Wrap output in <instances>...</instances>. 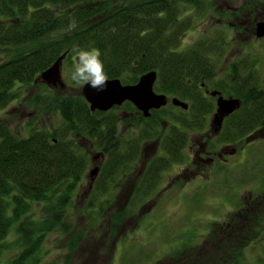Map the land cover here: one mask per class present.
Masks as SVG:
<instances>
[{
  "label": "trees",
  "instance_id": "obj_1",
  "mask_svg": "<svg viewBox=\"0 0 264 264\" xmlns=\"http://www.w3.org/2000/svg\"><path fill=\"white\" fill-rule=\"evenodd\" d=\"M199 1L201 0H0V55L4 52L13 55L21 52L20 49L26 51L33 47L31 52L15 54L8 63L0 65V108L26 99L25 105L34 111L57 112L63 119V125L58 130L44 133L43 130H31L26 136L13 132L8 120H0V264L42 263L47 253L45 242L55 231L56 223L52 221L49 212L39 218L38 212L34 214L33 207L47 204L46 201L53 198L58 204L64 200L70 203L74 192L82 184L86 177L87 159L81 146L76 144V135L79 136L76 132L86 131V125L93 126L96 130L97 136L92 135L94 139L98 138L95 146L102 151L106 161L100 174L97 173L98 187L95 186L94 191L102 192V196L108 194L110 187L116 186L119 179V183L131 181L134 163L143 153L142 144L156 137L155 130L146 128L143 124L148 119L157 122L160 117L158 110H152L149 118H144L139 113L141 117L135 119L139 126L132 127L126 135L127 139H124L117 135L118 119H105L106 116H114L111 114L113 110L92 113L81 89H76L77 97L72 98L67 88L59 93L42 84L38 94L26 97L23 89L31 88L34 83H42L39 80L41 74L62 55L66 54L65 63L71 62L69 59L73 54V46L82 49L98 48L109 79L120 78L126 84H134L143 74L156 72L158 79L155 91L189 105L187 111L171 106L187 119L178 120L175 117L173 122H169V131L173 124L175 135L173 137L168 134L166 137L162 156L147 161L150 162L142 182L143 193L155 191L162 173L174 163L181 159L191 160L186 154L188 136L207 128L210 120L205 116L216 107L213 92L238 99L242 104L225 120L218 133L210 130L212 138L208 141L207 151L219 153L220 147L233 145L235 147H231L235 149L239 147L237 156L241 158L244 146L264 139L262 77L253 80L255 86L252 88L240 85L239 80L233 78L239 72L242 74L247 71V65L256 69L263 60L254 56V53L240 55L228 62V73L225 76L223 74V78H218L216 75L223 50L208 43L210 39H203L189 49L182 47L185 25L178 7L183 8L181 3L186 4V8L187 5H192L193 8L199 5L202 9L200 12H204L207 6ZM54 36L62 39L54 42V39L51 40ZM71 66L73 67L72 63ZM7 91L12 92L16 98ZM118 109L126 114L138 111L131 103L114 110ZM166 111L170 121L171 113H175L168 111L167 107ZM179 122L184 128L183 132L177 125ZM212 126L211 124V128ZM139 129L141 131L137 132ZM100 130H103L101 135ZM134 136L135 144L132 147L130 140ZM245 137H248L247 144L240 142ZM252 154L254 157L257 155L255 151ZM195 166L197 169L200 167L198 163ZM208 167V164H201V173H205ZM190 179L194 178L188 177L187 182ZM100 192L97 199L102 194ZM137 193L144 197L143 193ZM256 198L248 196L246 201L251 205ZM110 201L103 200L101 211L103 205L110 204ZM93 204L90 201L87 208L91 209ZM126 206L122 207L123 210L113 221L119 223L124 215L130 213ZM247 214L248 212H241L239 216L238 213L232 214L234 220L231 217L229 225L228 219L224 220L218 225L217 232L210 234L205 243L216 245L213 247L214 262L205 261L201 257V247L207 248V245L193 246L188 241L185 245L174 248V253L168 256V260L161 259L155 264H264V254L251 261V254L247 252L248 246L255 248L264 243V214H253L246 218ZM55 218L58 220L59 216L56 215ZM238 219L240 222L236 221ZM254 221L256 224L251 225ZM239 223L249 226L238 229L236 225ZM240 233L246 236L240 238L237 244L233 238ZM12 234L16 235V246L19 248L13 255L8 251L11 248L9 237ZM216 234L218 240L215 241L213 238ZM84 238L85 234L81 233L77 240L81 242ZM240 243L244 245L241 246ZM219 244H225V252ZM72 245L76 247L78 244ZM7 251L8 254L4 255Z\"/></svg>",
  "mask_w": 264,
  "mask_h": 264
},
{
  "label": "rangeland",
  "instance_id": "obj_2",
  "mask_svg": "<svg viewBox=\"0 0 264 264\" xmlns=\"http://www.w3.org/2000/svg\"><path fill=\"white\" fill-rule=\"evenodd\" d=\"M242 1L241 3H243ZM199 3L202 5L204 3L207 6L204 12H200L199 5L194 8L191 7L192 5H187L186 8V4L181 3L183 8L178 7L182 14L180 18L185 25L182 47L189 49L203 39H210L208 43L214 48L218 47L223 50V57L220 59L219 70L216 75L218 78H223V74L225 76L228 73V62L237 54L254 53V56L263 60L260 66H262L261 71L264 78V42L259 45L258 50L254 46H246V42H243L247 40L246 34H240L235 38L230 32L228 24H218L215 20L222 13H228V0H201ZM52 39L54 42H59L62 37L54 36L51 37ZM233 39L234 46L228 41H233ZM31 49L33 47L26 51L20 49L21 52L19 53L31 52ZM13 55L7 52L2 53L0 65L8 63L13 59L10 58ZM69 60L71 62L63 63L62 77L67 85L69 96L74 98L77 97L76 89H82V85L75 84L70 78L73 70L71 63L74 66V53ZM42 84L46 83H34L31 88L23 89L26 97L38 94ZM262 86L264 88V81ZM56 91L61 93L59 89ZM7 92L12 95V92ZM65 93L62 94L65 95ZM12 96L14 99L16 98L15 95ZM25 100L13 102L0 108V120H8V125L13 132L26 136V133L31 130H43L44 133L62 127L63 119L59 113L34 111L25 105ZM171 106H166L168 111L175 113H171L172 119L170 121L166 107H163L158 110L160 117L157 122L148 119L143 124L146 128L155 130L156 137L152 141L142 144L143 153L134 167L131 181L119 183L121 180L119 179L116 186L110 187L108 194L105 193L102 196L103 193L99 191L102 194L98 199L99 192L94 190L98 187L97 179L99 176L96 179L97 174L94 176L92 172L98 170V174H100L106 160L99 147L95 146L98 138L96 140L92 136L96 134L93 126L90 128L86 125V131L76 132L79 135H76V144L81 146L82 153L87 159L86 177L82 184L74 192L70 203L64 200L58 204L53 198V200H47V204L42 203L33 207L34 214L38 212L39 218L49 212L52 221L56 223L55 231L45 242L47 253H45L41 264H155L161 259L168 260V256L173 255L174 248L181 247L188 241L193 246L207 245V248L201 247V257L205 261L214 262L213 247L216 245L205 243L210 234L217 232L218 225L224 220L228 219L229 225L232 214L238 213L239 216L244 210L240 204L243 199L246 201V197L251 192L253 199L257 197L254 195H259V200L263 199L264 193L257 192L264 188V139H258L244 146L241 158L233 156L228 163L217 160L215 164L217 162L220 164L209 168L207 171L208 179L204 180V175H200L202 170H198L194 166V153L192 154L190 151V148L195 152L200 150L198 140L202 137L192 142L190 135L186 145V154L190 156L191 160L181 159L174 163L168 171L162 173L155 191L143 193L142 182L146 175L148 163L152 158L159 157L161 153L164 154L163 143L168 134L173 137L175 135V130L172 128L173 124H171L169 131V122H173L175 117H178V120L187 119ZM124 110L127 112L126 108ZM124 113L123 110H113L111 114L114 116H106L105 119L106 121L118 119L116 123L117 135L127 139L126 135L130 129L136 125L139 126L135 119L138 120L142 114H137L136 111ZM177 125L183 132L182 124L179 122ZM106 127L107 125L104 128V133ZM210 130L212 131L211 128ZM101 131L103 130H100V135ZM139 131L141 130L139 129L137 132ZM201 132L203 135H200V131L194 133L204 136L208 134L209 130ZM135 136L130 140L132 147L135 144ZM80 137L83 139L82 141ZM262 138H264V134ZM247 139L248 137H245L240 142L247 144ZM253 151L257 153L255 157L252 154ZM148 160L150 161L147 162ZM187 173L189 174L185 175ZM188 177L194 179L187 182L189 181ZM137 192L143 193L144 197L139 196L141 194ZM105 199L111 201L108 205L104 204L101 211ZM90 201L94 202L91 209L87 208ZM124 205H127L130 213L124 215L119 223L113 221L115 217L119 216ZM253 213L254 215L264 214V212ZM56 215L59 216L58 220L55 218ZM236 221L240 222V219ZM255 222H251V225H255ZM248 226L244 223L236 225L238 229H246ZM81 233L85 234V238L79 242L77 237ZM244 235L243 233L236 235L233 238L234 242L239 244V239L245 238L246 235ZM217 236L218 234L213 238L215 241L218 240ZM9 240L11 241V248L8 251L13 255L19 251L16 246V235L12 234ZM73 243L78 245L75 247L72 245ZM240 245L243 246L244 244L240 243ZM219 246L225 252V247H223L225 244H219ZM8 251L4 255H7ZM247 252L251 254L249 260H255L257 256L264 254V243L255 248L252 245L248 246Z\"/></svg>",
  "mask_w": 264,
  "mask_h": 264
},
{
  "label": "water",
  "instance_id": "obj_3",
  "mask_svg": "<svg viewBox=\"0 0 264 264\" xmlns=\"http://www.w3.org/2000/svg\"><path fill=\"white\" fill-rule=\"evenodd\" d=\"M257 36L264 37V21L259 22L257 26ZM66 54L62 55L50 68L44 71L40 76V81L50 87L65 90L66 83L62 77V65ZM157 81V73L149 72L139 79L137 84L124 85L119 79H108L103 90H97L89 85H83L82 95L91 105V110L108 111L115 106H120L126 101H130L140 110L145 117L151 115L152 109H160L169 103V98L164 94L155 92L154 86ZM213 96H218L217 113L213 119L215 131H219L226 117L231 115L240 106V101L234 98H225L219 92H213ZM175 106L187 110L189 105L177 98L172 99ZM97 170L92 174L96 175Z\"/></svg>",
  "mask_w": 264,
  "mask_h": 264
},
{
  "label": "flooded vegetation",
  "instance_id": "obj_4",
  "mask_svg": "<svg viewBox=\"0 0 264 264\" xmlns=\"http://www.w3.org/2000/svg\"><path fill=\"white\" fill-rule=\"evenodd\" d=\"M241 1L242 0H228V13H222L221 16L216 17L215 20L218 22V24H228L229 30L231 34L234 35L235 38L236 36H240V34H246L248 36L247 40L243 42H246V46H250V47L254 46L258 50L259 45H261L264 42V37L259 38L257 36L258 23L264 21V1L245 0L244 2L243 0L242 1L243 3H241ZM228 41L232 44V46H234V39L233 41L232 40H228ZM238 56H240V54H237L234 58H232L230 62L234 61V59L237 58ZM247 66H248L247 71L245 70V72L241 74L239 72V69H237L239 74L233 76L234 79L239 80L240 85L244 84L248 88H252L255 86L253 85V80L259 76H261L262 81H264L263 73L261 71L262 66H259L256 69H254L249 65ZM123 106L124 104L119 108ZM216 110H217V106L215 107L212 113H209L205 116L209 118L210 122L207 124V128L203 131L209 130L208 134L204 136H199L196 133L191 134L192 142L197 141L199 137H202L198 140L200 146V150L198 152H195L193 149L190 148L192 154L194 153L193 155L194 166L195 163H198L200 165L198 170L201 169V164H208L209 166L208 169L214 167L217 164H220L218 162L217 164H215L217 160H221L224 163H228L229 159L233 156H237L238 153L237 151L238 149L235 148H234L235 150L230 149L228 148V145H224L220 147L221 150L219 153L218 151L217 152L207 151L208 141L211 140L212 138V133H211L212 131L210 132L211 120L214 114L216 113ZM200 135H203L201 131H200ZM161 155L162 153L159 156ZM136 163L137 162L134 163V167ZM207 171L208 170H206L205 173L204 172L201 173V175H204L205 177L204 180L208 179ZM249 196H252V194L250 193ZM259 197L260 196L256 198V201H252L251 205L247 203V201L242 202V204H240V206L242 205V207L244 208V210L241 212H248L246 218H248L249 215H253L254 214L253 212H264V196L262 200H259Z\"/></svg>",
  "mask_w": 264,
  "mask_h": 264
},
{
  "label": "clouds",
  "instance_id": "obj_5",
  "mask_svg": "<svg viewBox=\"0 0 264 264\" xmlns=\"http://www.w3.org/2000/svg\"><path fill=\"white\" fill-rule=\"evenodd\" d=\"M72 52L74 66L70 74L71 80L77 85H89L97 90H103L109 77L104 69L101 51L95 47L82 49L79 46H73ZM170 103L172 105V102Z\"/></svg>",
  "mask_w": 264,
  "mask_h": 264
}]
</instances>
